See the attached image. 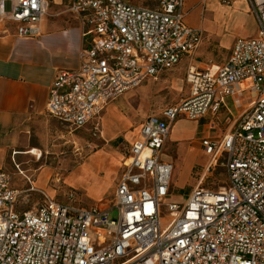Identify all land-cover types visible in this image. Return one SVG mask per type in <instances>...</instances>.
<instances>
[{"label": "built area", "instance_id": "built-area-1", "mask_svg": "<svg viewBox=\"0 0 264 264\" xmlns=\"http://www.w3.org/2000/svg\"><path fill=\"white\" fill-rule=\"evenodd\" d=\"M9 1L5 10L0 0V25L12 21L18 36H40L48 1ZM247 1L256 34L237 37L221 63L187 66V96L145 118L107 207L76 206L71 190L63 192L68 202L58 201L27 175L29 187L16 189L0 169V264H264V0ZM69 11L88 42L76 69L55 74L46 111L74 128L99 130L110 100L192 59L203 36L186 23L184 0H158L154 8L72 0ZM222 108L231 125L201 143L207 167L222 159L227 184L215 191L198 184L183 202L174 201L173 163L162 158L173 123L209 115L212 128ZM24 192L39 194L31 209Z\"/></svg>", "mask_w": 264, "mask_h": 264}, {"label": "rangeland", "instance_id": "rangeland-1", "mask_svg": "<svg viewBox=\"0 0 264 264\" xmlns=\"http://www.w3.org/2000/svg\"><path fill=\"white\" fill-rule=\"evenodd\" d=\"M204 6V17L210 19L212 17L211 9L206 4ZM244 8L245 5L240 3L239 6L232 4L231 9L224 10L223 18L215 23V27L219 25L223 29L222 33L218 31L205 32L203 44L199 47L197 57L193 60L196 66L206 67L209 63L224 61L228 55V49L223 45L225 36L229 38L253 35L256 24L250 14L245 13ZM4 9H10L9 0H5ZM237 19L242 20L241 25L236 21ZM187 64V57H185L174 68L161 72L155 79L144 80L115 100V103L119 105V111L117 110L116 113L118 112L119 116L132 123L128 126L131 131L145 116L158 114L165 106L179 102L187 96L189 92V85L186 81ZM228 104L231 106L230 100H228ZM231 110L235 117V109L231 108ZM108 112H111L109 108ZM224 113L225 110L222 108L216 118L212 119L215 127L210 128V118L209 115H206L197 120L198 126L193 133L188 134L190 123L187 121L195 120L187 118L179 119L187 121H180L177 124L180 126L179 130L183 132L182 135H176V130L171 131L170 138L164 146L162 158L173 163L170 190L172 194H177L174 201L183 202L189 191L198 184L212 191L227 184L222 159H219L216 165L207 167L210 156L204 152L201 143L203 136L220 137L231 125L232 117L226 121L223 118ZM106 120L107 115L104 114L102 128L99 126V130L94 129L92 124L74 128L59 122L57 126L59 130L57 133L52 132V136H49L47 152L43 151L42 156L38 149L39 155L29 154L23 160L16 157L14 160L16 163L11 157L8 170L12 174L13 185L20 190H25L29 186L25 178V175H28L34 186L44 188L50 195L56 196L58 201L68 202L63 192L71 190L75 193L74 204L76 206L84 208L97 205L107 207L109 199L114 193L117 178L123 169L122 160L127 154L129 145L121 135L112 139L107 138ZM93 157L97 162V168L94 171L97 179L88 173L81 172L80 176H74L77 177L75 181H70V171L84 165ZM56 171H59L61 175V180L58 183L53 180ZM23 198L29 209L33 208L40 200L39 194L35 192L30 194L24 192ZM168 201L170 199H166L165 203ZM162 210V215H164V204ZM116 213V209L111 210L110 217H115Z\"/></svg>", "mask_w": 264, "mask_h": 264}, {"label": "crops", "instance_id": "crops-1", "mask_svg": "<svg viewBox=\"0 0 264 264\" xmlns=\"http://www.w3.org/2000/svg\"><path fill=\"white\" fill-rule=\"evenodd\" d=\"M47 1L48 9L41 23L42 33L40 36L32 38L18 36L16 34L17 24L12 21L5 20L0 25V169L8 171L10 174L11 172L8 170V167L11 164V157L13 161L16 157L23 160L26 155L38 154V149L41 151V156L43 155V151L47 152L49 136H52V132H58L57 126L60 122L46 111L49 86L58 70H74L78 67L79 51L88 42V37L82 35V27L78 20L69 11L72 0ZM123 1L151 8L156 7L158 3V0ZM240 3L245 5V13H249L256 24V19L250 11L247 0H230L229 3H223L221 0H184L186 23L203 30L199 47L203 44L205 32H223V29L219 25L215 27V23H218L223 18L225 9H231L232 4L239 6ZM205 4L211 9L212 17L210 19H205L204 17ZM236 21L241 25V19H237ZM256 30L257 24L252 36L256 34ZM237 37L228 38V36H225L223 38V45L228 49V55ZM198 49L192 59L187 57V66L190 63L194 64L193 60L197 57ZM120 96L118 97L120 98ZM118 97L106 104L101 114L100 128H102L103 116L106 114L107 138L112 139L117 137V135H121L130 146L136 139L141 124L151 114L145 116L138 126L131 131L128 126L132 125V123L124 117L119 116L118 112L116 113L119 105L115 103V100ZM108 108L111 111L110 113L108 112ZM181 118L185 117H179L175 120L170 134L172 130H176V135L183 134L179 130L180 126H177V124L180 121L187 120H179ZM187 122L190 123L188 134L193 133L198 126L197 120ZM28 151L30 152L28 153ZM96 163L93 157L84 165L70 171V181H75L77 177L74 176H80L81 172H84V174L88 173L97 179L94 173L97 168ZM57 174L61 176L60 172L56 171L53 176L54 182L56 180L55 175ZM119 178L120 175L117 179L119 180ZM118 180L115 183V188ZM13 187L15 186L13 185ZM176 196L177 194H172L171 199H174Z\"/></svg>", "mask_w": 264, "mask_h": 264}, {"label": "bare ground", "instance_id": "bare-ground-1", "mask_svg": "<svg viewBox=\"0 0 264 264\" xmlns=\"http://www.w3.org/2000/svg\"><path fill=\"white\" fill-rule=\"evenodd\" d=\"M30 151H28V153H29ZM32 152H34V151H32Z\"/></svg>", "mask_w": 264, "mask_h": 264}]
</instances>
